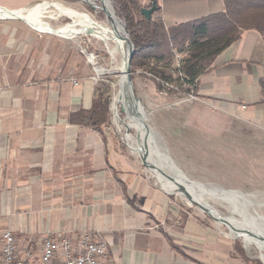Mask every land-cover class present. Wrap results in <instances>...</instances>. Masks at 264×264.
<instances>
[{"label":"crops","instance_id":"1","mask_svg":"<svg viewBox=\"0 0 264 264\" xmlns=\"http://www.w3.org/2000/svg\"><path fill=\"white\" fill-rule=\"evenodd\" d=\"M141 1L145 7L153 2ZM156 1L155 17L167 28L225 10L224 0ZM80 48L29 21L0 20V231L15 235L18 256L38 259L47 238L94 233L107 242L116 264H245L224 232L182 208L119 134L87 124L86 113L108 81L95 82ZM149 88L147 109L151 95L165 98L156 86ZM191 108L184 113L189 120L209 111L224 120L239 117L264 135L260 33L244 31L217 57ZM164 120L157 131L179 165L180 154L185 158L179 109L167 111ZM190 146L194 155L196 145Z\"/></svg>","mask_w":264,"mask_h":264},{"label":"rangeland","instance_id":"2","mask_svg":"<svg viewBox=\"0 0 264 264\" xmlns=\"http://www.w3.org/2000/svg\"><path fill=\"white\" fill-rule=\"evenodd\" d=\"M109 1L116 13L113 2ZM47 3L51 6L41 11L38 19L40 21L39 27L42 31H45L43 33L65 38L70 37L78 47L80 45L81 52L86 50L88 53L94 54L99 61L98 71L91 66L94 75L98 72L101 79L107 80L112 85V130L125 140L131 152L137 156L139 155L138 152H145L147 138H149L153 145V157L157 162L166 163L173 168L176 164L179 171L183 172L189 181L199 183L204 186L200 188L210 191L208 195L194 190L190 192L193 193V201L203 207H207L208 204L215 212L226 218L231 225L240 229L245 235L241 236L239 233L236 234L230 231L226 226L216 222L196 205L190 203L175 187L165 185L160 181L164 188L179 198L182 208L200 215L208 223L215 225L224 232L225 236L234 245L237 244L244 252V258L241 259L246 260L244 261L245 264H264V135L257 132L253 126L243 123L239 117L224 120L217 116H211L212 113H209V111H202L199 113L202 116L201 120L197 118V121L194 116L189 120L188 115L184 113L194 112V108L191 107L196 99L189 100L190 95L179 92L176 84L174 86L176 88L163 84L165 90L162 93L165 98L158 99L156 96L151 95L149 100L153 102V105L151 109H147L149 87L156 86L157 90H160L154 76L137 68L134 75H132L134 94L131 92L130 84L127 90L130 101L142 107L146 124L154 134L153 136L142 124L146 132V135H144L135 124L130 125L131 121L128 119L130 114L127 113V109L123 107L121 102L119 104L115 101L117 96L121 94L122 73L120 67L124 52L122 48L119 49L120 51L117 54L113 52L117 49V37H120L121 33L112 26L114 18L109 17L108 13L106 12V15L103 11L101 0H0V7L4 5L12 9L33 11L37 6ZM55 5L69 9L71 14H62ZM29 13L27 11L19 14L22 17H27ZM13 19H16V17H13ZM77 20L87 24L85 31L66 34L59 32L65 27L75 25ZM120 22L122 26L125 25V27L123 26L124 32L127 31L125 22L121 19ZM76 28L80 29V27ZM126 37L129 41L127 34ZM99 69H105V71L100 73ZM134 95L140 100L141 104L137 103ZM175 109H179L180 153L184 151L185 155V158H182V154H180L179 165L177 163L173 164L169 158L168 142L166 143L157 131L159 124L166 121L164 115L167 114V111ZM149 110L152 112L150 113ZM198 123L200 128H197ZM191 126H194L196 130ZM165 138L167 140L168 137L165 135ZM192 142L195 143L197 149L194 155H191L188 151ZM187 145H189V148ZM169 146L171 148L170 142ZM148 163L152 165L149 160ZM164 173H166V179H168V175L171 177L178 176V179H180L179 173L176 176L172 170H165ZM152 175L154 174L152 173ZM184 186L187 187L185 184ZM222 192L235 195V198L232 197L235 206L233 203L227 202L224 196H219ZM242 223L255 230L258 236H253V238H259L261 241L253 240L252 235L249 236L250 234L246 233L247 229L243 227ZM240 236L241 238H239Z\"/></svg>","mask_w":264,"mask_h":264},{"label":"trees","instance_id":"3","mask_svg":"<svg viewBox=\"0 0 264 264\" xmlns=\"http://www.w3.org/2000/svg\"><path fill=\"white\" fill-rule=\"evenodd\" d=\"M111 1L135 46L132 75L137 68L151 74L160 92L165 90L163 84L172 88L176 84L179 92L196 97L200 79L244 31H257L264 38V0H224L223 12L172 28H167L161 17H155L160 11L158 6L151 19L143 14L156 0L146 7L141 0ZM111 94L112 85L102 82L93 108L86 113L87 124L98 132L112 128ZM234 250L244 258L237 244Z\"/></svg>","mask_w":264,"mask_h":264},{"label":"built area","instance_id":"4","mask_svg":"<svg viewBox=\"0 0 264 264\" xmlns=\"http://www.w3.org/2000/svg\"><path fill=\"white\" fill-rule=\"evenodd\" d=\"M43 33V32H41ZM88 63L98 71V58L82 51ZM95 82L101 80L96 72ZM196 99L194 95L189 100ZM0 264H116L111 258L107 242L98 234L84 233L78 237L61 236L43 241L38 259L18 256L17 241L11 231H0Z\"/></svg>","mask_w":264,"mask_h":264},{"label":"bare ground","instance_id":"5","mask_svg":"<svg viewBox=\"0 0 264 264\" xmlns=\"http://www.w3.org/2000/svg\"><path fill=\"white\" fill-rule=\"evenodd\" d=\"M101 2H102V6H103L104 10L108 13L109 17H113L114 18V22L112 23V26L115 27L121 33L120 37H117V41H118L117 49L114 50L113 52L116 53V54L119 53V51H120L119 49L120 48H122L123 52H124V55H123V58H122V64H121V67H120V72L122 73V79H121V82H120L121 94H119L117 96L115 101H116V103L121 102L123 104V107L125 109H127V113L130 114V116L128 117V119L131 121L130 125H134L135 124V126L144 135H146V132H145V130L142 127V124H143L142 123V119H144V120L146 119L145 115L143 114L142 107L140 105H136L135 103H132L130 101L129 97H128V90L127 89H128L129 82H128V75H127V66H128V61H129V56H130V51H131L130 39H129V41L127 40V37H126L127 32L125 30V32H126V34H125V32L123 30V26H122V24L120 22V19L116 16V13H115L111 3L108 0H101ZM50 6L51 5H49L48 3L47 4H43V5H39V6H37V8L35 10L29 11L30 13L28 14L27 17H25V16L22 17L21 14L7 13V12H4V11L0 10V17L3 18V19H9V18L16 17V19H22L24 21H29L30 23L33 24V26H35V28L37 30H39L40 32H45V31H42L41 28L39 27V24H40V21L38 20L39 19V13L41 11H43L44 9L49 8ZM55 6L62 14H64V15L71 14V11L69 9L63 8V7L58 6V5H55ZM86 25L87 24L82 23L80 20H77L75 25L65 27V28L61 29L59 32L60 33H64V34H66V33H80L82 31H85V29L87 28ZM76 27H80V29L78 30V28H76ZM104 71H105V69H99L100 73H103ZM131 92H132V94H134L132 85H131ZM134 99H135V97H134ZM137 103L140 104L139 102H137ZM144 154H145L144 155V160L147 163H148V160H149V162L154 167H157L159 170H161L163 172H165V170H168V169L172 170V171L175 170V168L171 167L170 165H168L166 163H163V162H157L155 160V158L153 157V145H152L151 141L149 140V138H147V149L145 150ZM178 173H179V171H178ZM181 175L182 174L179 173V176H180L179 180L182 182V184L184 183L188 187V189H189V190L187 189L188 191H193L194 190V191H197V192H199L201 194H205V195L209 194L210 191H206V189H202L200 187H196V186H194L192 184H189L187 182V180ZM157 177L160 179V181L163 184L169 185V186H173V187L176 188L175 184L170 182L168 179H166L165 176H161V175L157 174ZM213 195H214V193H213ZM231 195L232 194L226 193V192H222L221 194H219V196H224L227 199V202H229L230 204L233 203V205H234L232 197L235 198V195H232V196ZM238 197H239V195H238ZM249 217H251V216H249ZM242 225H243V227L245 229H247V231H250L249 233H251V232L255 233V235H252V236H254V237L258 236V234L256 233L255 230H252V228L247 227V225H244V223H242Z\"/></svg>","mask_w":264,"mask_h":264},{"label":"water","instance_id":"6","mask_svg":"<svg viewBox=\"0 0 264 264\" xmlns=\"http://www.w3.org/2000/svg\"><path fill=\"white\" fill-rule=\"evenodd\" d=\"M156 7H157V4H156V2H154L152 9H149V10L145 9V10H143V14L148 19H151L154 11L156 10ZM103 11L106 13L105 10H103ZM106 15H107V13H106ZM123 26L125 27L124 24H123ZM127 34H128V32H127ZM130 45H131V51H130L128 66H127V75H128V82L133 87V78H132V72L131 71H132V60H133V56H134V53H135V46H134V44H133L132 41H130ZM134 97H135V95H134ZM135 100L140 103V100L137 97H135ZM142 123L145 125V127L147 128V130L150 131V133L153 134V132H151V129L149 128V126L146 124V120L142 119ZM153 136H154V134H153ZM138 153H139V156H140V158H141L144 166L147 169H149L155 176H156V174H159L161 176H166L165 175L166 173H164L163 171L159 170L157 167H154L153 165L148 164L144 160V155L145 154L142 151L141 152H138ZM169 158H170V156H169ZM171 161L173 162L172 159H171ZM173 164H174V162H173ZM174 166H175V170H173V172L177 176L178 175L177 173H178L179 169L177 168V166L175 164H174ZM179 173H181L183 175V177L187 180V182L189 184H192V185H194L196 187H204L203 185H201L199 183H195V182L189 181V179L185 176V174L183 172L179 171ZM168 180L170 182L174 183L175 186H176V190L178 192H180L182 195H184L188 199V201L190 203H192L193 205H196L203 213L207 214L209 217L213 218L216 222L220 223L221 225L226 226L230 231H232V232H234L236 234L239 233L241 236L245 235L242 231H240V229L235 228L233 225H231L226 218L221 217L217 212H215L208 204H207V207H203L199 203L193 201V195H192L193 193H191L190 191H188L187 188H185V186L183 184H181V182L178 179V176L177 177H171L170 175H168ZM213 198H215V197H213ZM246 233H249V231H246ZM249 234H250L249 236L255 235L253 232H251ZM241 236L239 238H241ZM251 237L253 238V236H251ZM253 240H256V241L259 240V241H261V239H259V238L258 239L253 238Z\"/></svg>","mask_w":264,"mask_h":264}]
</instances>
